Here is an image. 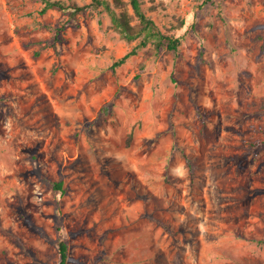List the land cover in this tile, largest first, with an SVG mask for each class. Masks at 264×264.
Here are the masks:
<instances>
[{"label":"rangeland","instance_id":"rangeland-1","mask_svg":"<svg viewBox=\"0 0 264 264\" xmlns=\"http://www.w3.org/2000/svg\"><path fill=\"white\" fill-rule=\"evenodd\" d=\"M107 1L0 0V264H264V0Z\"/></svg>","mask_w":264,"mask_h":264},{"label":"trees","instance_id":"trees-1","mask_svg":"<svg viewBox=\"0 0 264 264\" xmlns=\"http://www.w3.org/2000/svg\"><path fill=\"white\" fill-rule=\"evenodd\" d=\"M43 2V8L42 11L47 10L48 8H59V9H66L71 8L73 11L71 14H75L76 12H83L88 7H98L99 5H103L104 8L110 13L112 20L114 24L118 27L120 32L123 34V36L127 39H132L135 37L139 32L138 30H134V27L130 25L129 21L125 16L117 15L114 10L110 7L109 2L107 0H90L88 4L78 5V4H72V5H65L59 0H41ZM132 8L134 12L138 15L140 21L142 22L143 26H141V29H151L152 26L154 27L153 21L150 18H147L144 13L140 10L139 7V1L138 0H130ZM160 39H164L165 46L169 49H175L178 44V38H173L167 35H159ZM145 42L142 41L141 44H144ZM136 46L132 47L129 51L124 53L121 57L115 59L112 62L111 67L114 68L116 66H119L126 62L128 58H130L132 55L136 53ZM50 185L53 189L64 192V187L62 186V181H55L51 180ZM58 252H59V262L58 264H66L67 263V257H68V246L67 243L64 240L58 241Z\"/></svg>","mask_w":264,"mask_h":264}]
</instances>
